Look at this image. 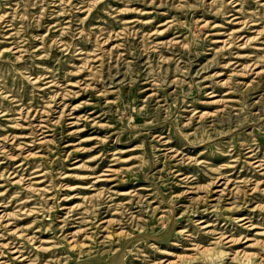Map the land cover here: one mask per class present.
I'll return each mask as SVG.
<instances>
[{"label": "rangeland", "instance_id": "obj_1", "mask_svg": "<svg viewBox=\"0 0 264 264\" xmlns=\"http://www.w3.org/2000/svg\"><path fill=\"white\" fill-rule=\"evenodd\" d=\"M0 252L264 264V0H0Z\"/></svg>", "mask_w": 264, "mask_h": 264}, {"label": "bare ground", "instance_id": "obj_2", "mask_svg": "<svg viewBox=\"0 0 264 264\" xmlns=\"http://www.w3.org/2000/svg\"><path fill=\"white\" fill-rule=\"evenodd\" d=\"M206 21V20H205ZM214 23V22H213ZM158 29V28H157ZM158 32V31H157ZM219 39V38H218ZM173 41V40H172ZM223 45V44H222ZM220 100V99H219ZM77 121V120H76ZM43 139V138H42ZM44 140V139H43ZM32 153V152H31ZM11 155V154H10ZM15 173V172H14ZM75 174V173H74ZM79 174V173H78ZM90 185V184H89ZM76 193V192H75ZM65 205V204H64ZM5 218V217H4ZM107 220H109V219H107ZM8 223V222H7ZM6 223V224H7ZM14 230H16V229H14ZM75 230V229H74ZM22 233V232H21ZM17 235V234H16ZM86 235V234H85ZM30 236V235H29ZM32 236V235H31ZM27 237V236H26ZM29 239V238H28ZM69 242V241H68ZM74 243V242H73ZM45 246V245H44ZM16 247V246H15ZM41 247V246H40ZM246 251V250H245ZM11 252H16V250L14 249V250H12ZM1 253V252H0ZM4 253V252H3ZM15 255V254H14ZM17 255H18V253H17ZM16 256V255H15Z\"/></svg>", "mask_w": 264, "mask_h": 264}]
</instances>
